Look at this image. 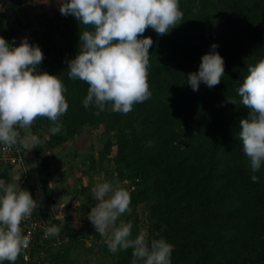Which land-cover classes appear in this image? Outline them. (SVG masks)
Returning a JSON list of instances; mask_svg holds the SVG:
<instances>
[{
    "label": "trees",
    "instance_id": "1",
    "mask_svg": "<svg viewBox=\"0 0 264 264\" xmlns=\"http://www.w3.org/2000/svg\"><path fill=\"white\" fill-rule=\"evenodd\" d=\"M45 2L33 42L44 55L40 70L58 75L68 103L59 133H50L54 125L47 117L38 116L31 125V134L40 139L32 151L47 204L53 200L49 165L42 159L45 141L64 148L84 126L101 125L109 138L100 162L115 148L112 161L117 179L130 188L129 207L145 206L149 239L171 243L172 264H264V167L253 182L238 135L248 109L237 93L247 65L264 55V0H180L184 20L177 27L164 35L151 28L143 33L153 40L147 66L151 97L127 114L111 111L110 105L99 114L94 106H83L89 86L69 78L67 61L78 52L80 33L92 26L62 15L59 0ZM8 3L6 12H19L32 0ZM19 30L8 22L0 32L19 44ZM213 42L225 74L215 87L201 83L193 91L187 74L198 70ZM55 241L44 247L46 263L74 264L70 248L59 250ZM101 248L115 257L114 264H132L131 248L112 253L104 240L97 244Z\"/></svg>",
    "mask_w": 264,
    "mask_h": 264
},
{
    "label": "clouds",
    "instance_id": "2",
    "mask_svg": "<svg viewBox=\"0 0 264 264\" xmlns=\"http://www.w3.org/2000/svg\"><path fill=\"white\" fill-rule=\"evenodd\" d=\"M59 11L74 16L79 24L92 26L80 33L78 52L67 61L69 78L89 86L82 101L85 108L94 106L99 114L110 105L111 111L127 114L134 104L151 97L147 66L153 40L143 33L151 28L164 35L177 27L184 20L180 0H59ZM217 48L213 42L202 54L198 70L187 74L186 82L193 91L201 83L211 89L224 76V58ZM43 58L40 46L27 37L15 44V38L10 43L0 36V146L4 151L17 144L34 148L40 143L31 133L18 139L17 131L18 127H30L38 116L53 122L51 134L61 131L59 118L68 109L67 89L58 75L40 70ZM237 93L248 109L247 117L239 121L238 135L249 159L251 180L258 182L255 173L264 167V55L247 65ZM91 192L97 203L87 217L110 252L131 248L132 264H172L173 246L165 238L149 239L146 230L132 238L131 223L120 220L117 224L131 211L130 193L119 181L115 185L97 183ZM36 207V199L18 182L0 179V264H15L21 250L28 247L30 235L24 234L21 221ZM59 232L60 228L52 225L44 237Z\"/></svg>",
    "mask_w": 264,
    "mask_h": 264
},
{
    "label": "rangeland",
    "instance_id": "3",
    "mask_svg": "<svg viewBox=\"0 0 264 264\" xmlns=\"http://www.w3.org/2000/svg\"><path fill=\"white\" fill-rule=\"evenodd\" d=\"M45 1L47 0H32V4L28 5L27 9L19 12L9 10L6 12L8 5L4 8L0 6V30L5 28L9 22L11 26H15V29H20L17 35L18 43L22 37H27L30 42H33L35 32L43 19L38 15H41V4H46ZM49 9L52 11L51 7ZM2 10L5 11V15ZM46 12L50 13L49 10ZM17 24L23 25L22 28ZM3 34L0 32V36L4 37ZM26 129L27 132H31V126ZM78 135V138L70 140L64 148L50 147L45 141L42 159L48 162L49 180L57 194L55 199H52L53 202H49L46 207L48 209L46 217L48 216L47 220H50L52 225L63 229L60 230L55 245L62 251L65 246L70 248L69 259L72 258L74 264H114L115 257L109 256L102 248L97 249V244L104 238L100 236L101 238L95 239L94 234L97 232L87 214L97 203L92 197L91 189L97 183L108 181L115 185L119 181L112 161L115 148H111L107 159L100 162L101 152L109 138L103 133L101 125L84 126ZM119 186L130 191L126 181H119ZM82 188L85 189L80 193ZM63 199L67 200L63 201ZM67 201L70 202L69 207H65ZM57 202L59 203L55 211L53 204ZM144 208V205L139 204L119 218V222L123 220L133 225L132 238L142 230L148 232ZM64 210L65 216L63 217ZM55 214L60 215L56 217Z\"/></svg>",
    "mask_w": 264,
    "mask_h": 264
},
{
    "label": "crops",
    "instance_id": "4",
    "mask_svg": "<svg viewBox=\"0 0 264 264\" xmlns=\"http://www.w3.org/2000/svg\"><path fill=\"white\" fill-rule=\"evenodd\" d=\"M0 1H1L0 6H2V0ZM18 132L20 133V137L18 139H22L27 134L31 133V132H27L26 128H20V127H19ZM13 148L16 149L15 154L17 155L19 154V161L15 164H5L4 163L0 165V179H3L6 183H17L18 182L21 188L28 190L32 194L33 198L36 199L37 207L34 210L36 211L37 215L41 218L47 219L48 217V216L46 217L48 213V209H46V207L48 206L47 196L44 193L43 186L40 182L39 165L37 164V158L35 157L32 151V145L29 144L27 147H24L20 144H17ZM47 185L51 189L52 199H55L54 197L57 194H56V191L53 190L51 180H48ZM62 188L64 187L62 186ZM66 200L67 199H63V201H66ZM69 203L70 202H68L65 205V207H69ZM64 213H65V210L63 212V217L65 216ZM60 214H55V215L57 217V215H60ZM58 218H62V217L58 216ZM60 230H63V229L60 227ZM64 231L66 230L64 229ZM4 264H10V262L5 261ZM15 264H19V263L17 262ZM30 264H33V263H30Z\"/></svg>",
    "mask_w": 264,
    "mask_h": 264
},
{
    "label": "built area",
    "instance_id": "5",
    "mask_svg": "<svg viewBox=\"0 0 264 264\" xmlns=\"http://www.w3.org/2000/svg\"><path fill=\"white\" fill-rule=\"evenodd\" d=\"M14 147V146H13ZM4 151L0 146V165L2 164H15L19 161V154H15L16 149ZM52 226L51 222L46 218H41L33 210L32 214L26 219L21 221V228L25 235H30V243L27 248L21 250L17 257L19 264H47L45 260L44 247L47 246L49 239L58 238V235L44 237L45 230Z\"/></svg>",
    "mask_w": 264,
    "mask_h": 264
},
{
    "label": "water",
    "instance_id": "6",
    "mask_svg": "<svg viewBox=\"0 0 264 264\" xmlns=\"http://www.w3.org/2000/svg\"><path fill=\"white\" fill-rule=\"evenodd\" d=\"M7 5H8V0H2V6H1V8H4V7H7ZM58 203L59 202H57L56 204H54V210L56 211V209H57V205H58Z\"/></svg>",
    "mask_w": 264,
    "mask_h": 264
}]
</instances>
